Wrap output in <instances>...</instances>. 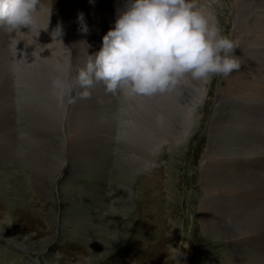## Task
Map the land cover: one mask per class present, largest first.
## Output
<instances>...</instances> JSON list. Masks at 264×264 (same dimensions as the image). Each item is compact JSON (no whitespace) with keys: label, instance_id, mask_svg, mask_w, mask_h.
<instances>
[{"label":"rangeland","instance_id":"1","mask_svg":"<svg viewBox=\"0 0 264 264\" xmlns=\"http://www.w3.org/2000/svg\"><path fill=\"white\" fill-rule=\"evenodd\" d=\"M207 2L235 43L239 17L231 0ZM16 32L0 29V42ZM102 45L93 49L99 52ZM89 47L79 55L83 65ZM68 49L69 71L74 70L71 79L61 81L66 89L54 88L50 79L47 89L32 85L29 92L21 85L8 91L7 66L14 61L7 58L4 66L0 58V201L8 205L0 204V264H130V259L133 264H264V133L255 137L246 130L234 143L223 134L208 135L211 118L234 126L229 123L237 119L235 111L246 118L251 114L264 127V95L249 98L245 107L238 98L229 100L212 115L221 89L227 91L225 77L212 76L191 134L180 140L184 121L169 126L170 119L169 132L156 145L152 140L159 137L148 130L155 117L143 130L133 124L118 90L98 103L108 102L106 112L80 109L85 102L80 90L86 89L79 86L72 42ZM20 54L26 62L31 55L43 60L38 53ZM189 98L183 91L180 102ZM84 116L89 128L83 127ZM215 160L219 172L230 173L216 188L209 176Z\"/></svg>","mask_w":264,"mask_h":264},{"label":"bare ground","instance_id":"2","mask_svg":"<svg viewBox=\"0 0 264 264\" xmlns=\"http://www.w3.org/2000/svg\"><path fill=\"white\" fill-rule=\"evenodd\" d=\"M125 2H126V0H41L40 10L36 13V19L38 21V28L40 30L38 31L36 29H33L30 32V28L22 27L20 29V31H17L11 39H9V40L5 39L6 41H3V42L1 41L2 43L0 42L1 43L0 50L3 52L2 55L0 54V58L2 59L4 66L6 65L4 61L7 58L9 60L14 61V66H12V64L7 66V69L10 73L8 91H12L13 88H15L16 86H21V85L22 86L24 85L25 89L29 90V92L31 91L32 85L41 87L42 89H47L51 86V83L49 81L50 79L52 82L55 80H60V81L65 82L66 79H68V78L71 79V76L73 75L72 71L74 70V67H73V69L69 71L70 67L68 65V62L72 61V59H73L72 51H70L68 49V48L71 49V42L74 45V51L77 55L75 60H77V59L79 60L78 61L79 65L76 66V69H77L76 72L78 73L79 70L85 68L86 63L88 62L90 57L94 58L95 54L97 53L93 49V47L97 44L103 43V37L107 34V32L109 30L114 28L115 20L117 17V11H118V9H121L124 6ZM231 2L233 4L234 14L239 17V21L235 25L236 31H235V33L233 32L235 34V41H236L235 43L238 47L234 50L233 55L239 59L241 66H240V69L238 72L234 71L229 77L225 78L226 79L225 81L227 84V88H225V89H227V91L225 92V90L221 89V92L218 95L217 104L215 105V108H214L212 115L218 114L219 109L223 110V107L226 106V104H228L227 102L229 100H233L235 98H238V100H236V101L241 103V107L242 106L245 107L246 105L249 106V104H248L249 98L253 99V97L256 98V96L264 95V92L261 89V87L264 84V78H263V76H264V0H231ZM198 3L201 5H206L209 2H207V0H198ZM80 14H82V18L80 17ZM252 15L254 16L253 21L251 20ZM244 24H246V25L244 26ZM46 28H47V30H44ZM87 47H89V48L87 50V56L85 58L84 65H83L79 59V55ZM21 51H24L25 53H30V54H33V53L37 54L38 53L37 55H42L43 60L42 61L36 60L38 56H36V59H35V57H33V55H31L33 60L30 62H26V61H24L23 57L20 56ZM248 55L251 56L252 58H250ZM74 66H75V64H74ZM32 74H34V75H32ZM38 74H46V75L52 77L53 79L46 77L44 75H38ZM211 81H212L211 78L210 79H192L190 76H188V77L181 79L173 88H171L170 90L165 91L163 93L157 92V93L152 94L150 96L138 95V94H134V95L129 96V95L124 94V96H125L124 106H125L126 111H128L129 116H131V119H132L131 122H133V124H135V125H139L142 128V130L145 129V126L148 125V123L151 121V118L153 116L155 117L157 122H153V123L149 124L148 130H150L149 135L152 136L153 138L159 137L158 139L152 140L156 145L160 144L158 142H159V140H161L160 138H162L163 133L169 132L167 126L169 124L170 119H172V120H171V124H169V126H172L173 122H178L180 119H183V121H184L183 131L179 132V134L181 136L180 140H184L191 134L192 129L195 126V123L197 120L196 113H197V111H199L198 109L203 105V102L206 98V93H207L208 88H209V83ZM98 85H99V88H98ZM262 88H264V87H262ZM64 89H66V88H64ZM70 90H72V89H70ZM8 91H7V94H10V92H8ZM80 91L82 93L84 92L82 90H80ZM86 91L90 92L91 95H90V97H88L86 99L82 98L83 101H85V102L81 104L80 109L83 111H86V110L91 111L94 109V111H96L95 109L97 107H99L100 108L99 110H102V112H106L105 111L106 105H104V104L105 103L108 104V102H105L103 104H101V103L98 104L103 99H105L107 97H112V93H109L106 91L104 84L102 82H100V83L94 82L92 87L86 89ZM118 91H120V90H118ZM183 91H186V92L189 91V93H190V98L188 101H186V103H183V101L180 102V95L183 93ZM16 92H17V90H16ZM101 92H105L107 95H103ZM34 94L37 96L39 94V92L34 91ZM37 97L41 98L40 95ZM7 98H8V96H7ZM41 99H43V97ZM184 99H186V98H184ZM255 100L257 101V99H255ZM28 101H29V99H28ZM256 101H254V102L256 103ZM10 103H12L11 100H10ZM96 103H97V105H95ZM30 105L31 104H29V106ZM112 105L113 104L111 103V106ZM108 106H110V105H108ZM109 108H111V107H109ZM68 109H70V108H68ZM107 109H108V107H107ZM247 109H249V108H247ZM174 110H177V112L175 114H174ZM241 112H243V111H237V112L235 111V113L233 112L234 116L237 117L236 120L233 121L232 118H230V123L227 120L229 124L235 123L234 126L231 125L232 128H230L231 126H226L225 125L226 123L224 122V120L220 121V119H215L214 117L211 118V122H210V125L208 128V135L209 136H216L217 134H223V135H226L228 137L227 141L233 142V143H234V141H236L238 139L239 134L242 136L243 132H245L246 130L253 132L254 133L253 135L255 137L261 136L262 133H264V127L261 124H259L256 121V119H253L251 117V114L248 118H246L245 116H243L241 114ZM33 113H34V111H33ZM65 115H67V114H65ZM85 115H87V113H85ZM1 116H0V118H1ZM5 116H7V115L5 114ZM1 120H2V118H1ZM88 120L89 119L84 116V122H83L84 125L90 124L88 122ZM69 122H70V120H69ZM74 122H76V121H73L72 123H74ZM165 122L167 125H165ZM74 124H76V123H74ZM4 125H6V124H4ZM86 125L83 127L89 128ZM93 125H94V123H93ZM78 127H79V125H78ZM80 127L83 128L82 126H80ZM91 127H93V126H91ZM70 128H72V127H70ZM57 129H58V127H57ZM95 131L97 132L98 130H95ZM77 132H82V131H77ZM91 132H92V130H91ZM59 133L61 134L62 132H59ZM94 133H93V135H94ZM102 133H104V132H102ZM157 133H159L160 136H156ZM30 134L31 133H29V135ZM35 134L37 135L38 133L35 132ZM86 135H88V134L86 133ZM105 136H108V135H105ZM127 136H128V134H127ZM131 136H132V134H131ZM248 136H249V134H248ZM27 137H29V136H27ZM31 137L33 138V136H31ZM263 137H264V134H263ZM34 138H36V136ZM82 138L83 137H81V139ZM96 138H97V136H96ZM84 139L87 140L88 137H85ZM247 140H249V139L247 138ZM255 141H257V140H255ZM127 142H128V140H127ZM129 144H131V143H129ZM151 144H152V142H151ZM227 144H228V142H227ZM258 145H259V143H258ZM131 146H132V144H131ZM147 147H149V146H147ZM245 147H247V146H245ZM259 148H260V146H259ZM143 149H144V147H143ZM233 149L235 150V147ZM136 150H139V149H136ZM141 151H143V150H141ZM127 152H128V150H127ZM254 153H256V152H254ZM255 158H256V156H255ZM229 161H230V159H229ZM202 163H204V161ZM210 163H211V161H210ZM227 163H228V160L227 161H221L219 165H220V167H223V165L224 164L227 165ZM212 165H213L214 170H213V172H212V170H210L211 172H210L209 176L211 178H213L214 182H213V184L210 185V187L213 185L215 188L217 186L221 187L226 182V180H228L227 176L230 173H228V175L226 176L225 172H222V173L219 172V170L216 169V167H217L216 166L217 165L216 160L214 161V163ZM223 170H225V169H223ZM223 175L225 178V182L222 180ZM240 176H241V174H240ZM205 178H207V173H205ZM140 184H141V181H140ZM229 186H230V188L232 187L231 185H229ZM238 188L239 187H237V189ZM237 191L239 192L240 190H237ZM224 192H221V193L224 194ZM230 192H231V190H230ZM259 195H261V194H259ZM227 196H229V195H227ZM0 198H2V197H0ZM234 198H236V197H234ZM2 199H4V198H2ZM239 201H241V200L237 201L238 204L240 203ZM261 202H263V201H261ZM0 204H2L3 207L8 206L7 201L3 202V200H1ZM233 207H235V205ZM238 207H240V206H238ZM230 208H231V206H230ZM231 260H232V258H231ZM130 264H133V261L131 259H130Z\"/></svg>","mask_w":264,"mask_h":264},{"label":"clouds","instance_id":"3","mask_svg":"<svg viewBox=\"0 0 264 264\" xmlns=\"http://www.w3.org/2000/svg\"><path fill=\"white\" fill-rule=\"evenodd\" d=\"M41 0H0V29L40 30ZM82 18V14H80ZM44 30H47L44 29ZM238 46L216 19L210 4L198 0H126L102 48L77 73L79 86L102 82L109 93L150 96L173 88L181 79L229 77L241 63ZM54 88H64L60 80ZM84 91L81 98L90 97Z\"/></svg>","mask_w":264,"mask_h":264}]
</instances>
